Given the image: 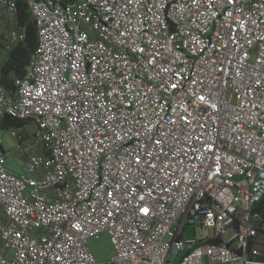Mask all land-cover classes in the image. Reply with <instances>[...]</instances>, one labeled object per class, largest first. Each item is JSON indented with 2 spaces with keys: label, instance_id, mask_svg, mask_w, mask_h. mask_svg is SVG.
<instances>
[{
  "label": "built area",
  "instance_id": "1",
  "mask_svg": "<svg viewBox=\"0 0 264 264\" xmlns=\"http://www.w3.org/2000/svg\"><path fill=\"white\" fill-rule=\"evenodd\" d=\"M25 2L37 47L0 122L35 129L5 128L21 174L0 138V264H264V0Z\"/></svg>",
  "mask_w": 264,
  "mask_h": 264
},
{
  "label": "trees",
  "instance_id": "2",
  "mask_svg": "<svg viewBox=\"0 0 264 264\" xmlns=\"http://www.w3.org/2000/svg\"><path fill=\"white\" fill-rule=\"evenodd\" d=\"M64 2H74L75 0H63ZM18 26L24 31L25 39L19 42L0 65V85L8 91L14 90L16 79L22 78L25 74L31 56L37 47V31L31 14L28 11L25 0L18 2ZM24 125L23 122L11 118H4L0 122V128L17 127ZM262 216L264 218V206H262Z\"/></svg>",
  "mask_w": 264,
  "mask_h": 264
},
{
  "label": "rangeland",
  "instance_id": "3",
  "mask_svg": "<svg viewBox=\"0 0 264 264\" xmlns=\"http://www.w3.org/2000/svg\"><path fill=\"white\" fill-rule=\"evenodd\" d=\"M4 61V56L0 54V65ZM23 128H17V127H11V129L19 132L25 131L26 133H33L35 126L31 123H24L22 126ZM0 138L3 141L4 148L7 152L8 158H7V165L8 168L14 172H18L19 174L22 173V167H21V155L17 151V144L15 139H13L11 136L8 135V129H1L0 128ZM40 149L33 148L32 154L39 152ZM26 160V157H24ZM206 236L204 230H194L191 226H185L184 233H183V239L184 240H193V239H199ZM88 247L90 251L93 253V255L97 258V260L101 262H107L109 261L113 255V247L110 243V240L108 236L105 233H102L99 235V238L97 240L89 239ZM177 260L173 261L172 264H176Z\"/></svg>",
  "mask_w": 264,
  "mask_h": 264
},
{
  "label": "crops",
  "instance_id": "4",
  "mask_svg": "<svg viewBox=\"0 0 264 264\" xmlns=\"http://www.w3.org/2000/svg\"><path fill=\"white\" fill-rule=\"evenodd\" d=\"M2 26L0 25V44L2 43V39H3V35L5 36V34L3 33V29L1 28ZM22 157V159L20 160L21 161V167L23 168V163L27 160V157H26V160L25 161H23L25 158V156H21ZM7 158H8V155H7ZM14 172V171H13ZM16 173H18V172H16Z\"/></svg>",
  "mask_w": 264,
  "mask_h": 264
}]
</instances>
